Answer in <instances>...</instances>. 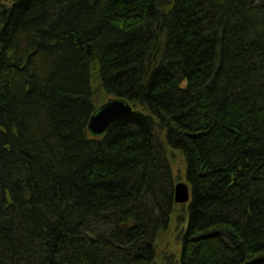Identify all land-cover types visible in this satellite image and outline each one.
I'll return each instance as SVG.
<instances>
[{
	"label": "trees",
	"instance_id": "16d2710c",
	"mask_svg": "<svg viewBox=\"0 0 264 264\" xmlns=\"http://www.w3.org/2000/svg\"><path fill=\"white\" fill-rule=\"evenodd\" d=\"M174 152L164 263L264 264V0H0V264H158Z\"/></svg>",
	"mask_w": 264,
	"mask_h": 264
},
{
	"label": "rangeland",
	"instance_id": "374dc122",
	"mask_svg": "<svg viewBox=\"0 0 264 264\" xmlns=\"http://www.w3.org/2000/svg\"><path fill=\"white\" fill-rule=\"evenodd\" d=\"M171 165L175 184L186 182V165L183 156L179 152L171 153ZM176 213L172 219L170 230L161 235L157 242V263L165 264V258L175 259L180 254L179 233L185 230L187 219V204H176ZM181 213V215H180ZM181 216V217H180ZM182 221L179 222V219Z\"/></svg>",
	"mask_w": 264,
	"mask_h": 264
},
{
	"label": "water",
	"instance_id": "95a60500",
	"mask_svg": "<svg viewBox=\"0 0 264 264\" xmlns=\"http://www.w3.org/2000/svg\"><path fill=\"white\" fill-rule=\"evenodd\" d=\"M132 112V107L129 103L111 99L106 104L101 106L92 116L88 130L94 137H101L109 130L110 126ZM175 203L185 205L190 202L191 192L188 184L178 183L175 185Z\"/></svg>",
	"mask_w": 264,
	"mask_h": 264
}]
</instances>
